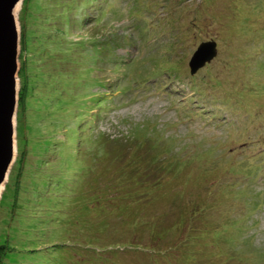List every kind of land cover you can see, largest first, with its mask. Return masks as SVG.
<instances>
[{"label":"rangeland","instance_id":"rangeland-1","mask_svg":"<svg viewBox=\"0 0 264 264\" xmlns=\"http://www.w3.org/2000/svg\"><path fill=\"white\" fill-rule=\"evenodd\" d=\"M16 17L1 264H264V0H23Z\"/></svg>","mask_w":264,"mask_h":264},{"label":"water","instance_id":"water-1","mask_svg":"<svg viewBox=\"0 0 264 264\" xmlns=\"http://www.w3.org/2000/svg\"><path fill=\"white\" fill-rule=\"evenodd\" d=\"M23 0H0V191L15 159L19 31L16 14ZM217 55V42H202L188 67L194 75ZM1 195V194H0Z\"/></svg>","mask_w":264,"mask_h":264},{"label":"trees","instance_id":"trees-1","mask_svg":"<svg viewBox=\"0 0 264 264\" xmlns=\"http://www.w3.org/2000/svg\"><path fill=\"white\" fill-rule=\"evenodd\" d=\"M18 98H19V96H18ZM20 102H21V100L23 99V98H21V96H20ZM1 248V247H0ZM4 256H5V252H4V250H1L0 249V264H1V262H2V259L4 258Z\"/></svg>","mask_w":264,"mask_h":264},{"label":"bare ground","instance_id":"bare-ground-1","mask_svg":"<svg viewBox=\"0 0 264 264\" xmlns=\"http://www.w3.org/2000/svg\"><path fill=\"white\" fill-rule=\"evenodd\" d=\"M61 171H63V170H61ZM61 171H60V172H61ZM60 174H61V173H60ZM1 191H2V189H1ZM1 191H0V193H1ZM23 262H24V261H23Z\"/></svg>","mask_w":264,"mask_h":264}]
</instances>
